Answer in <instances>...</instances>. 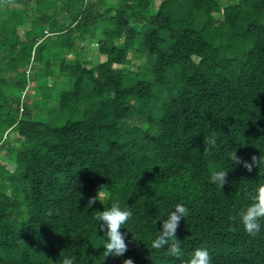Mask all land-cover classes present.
Returning a JSON list of instances; mask_svg holds the SVG:
<instances>
[{"label": "trees", "instance_id": "trees-1", "mask_svg": "<svg viewBox=\"0 0 264 264\" xmlns=\"http://www.w3.org/2000/svg\"><path fill=\"white\" fill-rule=\"evenodd\" d=\"M16 11L0 18V58L12 55L0 63V264H187L198 248L211 264H264V218L255 237L240 218L264 163L230 160H264V0H22ZM40 24L52 37L33 63ZM92 41L103 58L86 55ZM220 170L222 189L210 180ZM116 202L132 212L128 248L105 257L95 215ZM176 204L188 209L179 258L151 248Z\"/></svg>", "mask_w": 264, "mask_h": 264}, {"label": "clouds", "instance_id": "clouds-1", "mask_svg": "<svg viewBox=\"0 0 264 264\" xmlns=\"http://www.w3.org/2000/svg\"><path fill=\"white\" fill-rule=\"evenodd\" d=\"M10 2V0H6ZM208 144L215 145V138H207ZM230 160L233 165H241L247 171L251 172L253 167H259L264 163L260 156H251L250 162L238 156L236 151L230 155ZM228 172L220 170L213 171L210 176L211 182L215 183L221 189L228 183ZM98 200L97 196L89 197L87 204L91 207ZM252 203L241 212L240 218L244 226V230L250 236L255 237L260 231L259 221L264 218V185H260L256 189L255 195L252 197ZM188 215V209L182 204H176L174 211L168 214V218L164 220L162 224V230L160 234L151 242V248L161 249L168 245V251L172 256L179 258L182 255L180 241L176 237L177 228L182 218ZM132 216V212L129 210L121 209L118 202L113 203L107 210L98 211L95 215V220L99 222V229L106 233V243L104 245V256L109 255L122 256L128 248L125 242V234L120 231L122 225H124ZM234 219V217L232 218ZM171 243L169 244V241ZM62 264H74L73 258L65 257L62 260ZM123 264H134L131 258L125 259ZM187 264H211V257L206 249H196Z\"/></svg>", "mask_w": 264, "mask_h": 264}, {"label": "rangeland", "instance_id": "rangeland-1", "mask_svg": "<svg viewBox=\"0 0 264 264\" xmlns=\"http://www.w3.org/2000/svg\"><path fill=\"white\" fill-rule=\"evenodd\" d=\"M46 1H50V0H46ZM218 1H219V4H220V7H221L223 5V0H218ZM21 5H22V0H19V1L18 0H10V2H6V0H0V7H1V10H0V18H1V15H2V12L3 11H10V12H14L15 14H17L16 8L21 7ZM32 7H34V4H33ZM34 14H35V11L32 9L31 12L29 13V15L27 17H30V16H32ZM214 14H215L216 17H221V12L220 11H214ZM27 17H26V21L27 22L24 23V26L23 27L22 26H19L18 27V32L20 33V36L21 37H23V34H22L23 30L28 27L27 24L30 22V19L27 18ZM21 18L24 19V13H22ZM9 21L10 20L7 19V22H9ZM44 27H45L44 25H41L40 24V25L34 26L33 29L36 30V31H41ZM43 32H44V34L42 36H39L38 37V40H37V41H40V42L42 41L41 45H43L42 48L40 49V51L37 53L38 56L39 55L40 56H39V59L36 58L33 61V63L40 62L48 54V49L49 48L47 47L46 43L52 37V35H49L52 32L51 31H48V30L46 31L45 28H44V31ZM95 47L96 46H95V42L94 41H92V43L91 42L90 43H87L86 44V47H84V51H85L86 55L90 56L93 59L92 61H94V59H96L95 58L96 56H97V59L103 58V54L99 53L97 51V48H95ZM34 48H35V46L33 45L32 48H31V50H30V54L31 55H33ZM128 55H129V53H128ZM31 59L32 58H30V60ZM11 61H12V55H10V54L9 55H6V56H4L2 58H0V63L10 64ZM136 61H137V59H136ZM18 64H20V63H18ZM1 66L2 65H0V67ZM21 66L22 65H19L18 68H21ZM118 66H120V65H118ZM129 69L130 70H135V64H129ZM19 70H21V69H19ZM21 71H18V73L21 72ZM32 71H33V68H31V71H29V69H28L26 72H27V74L28 73H31V75H33L34 73ZM10 90H11V94L12 95H14V94H16V92H18L17 88H14V87H12ZM18 93L20 94V97H21L22 94L24 93V90L22 92L20 91ZM34 96H35V94L32 91H29L27 93V97H29V98H33ZM0 159L3 160L4 157L0 155ZM5 164L9 168L10 167H13V163L11 161H9V160L5 161ZM99 195L100 196H103V193L100 192Z\"/></svg>", "mask_w": 264, "mask_h": 264}]
</instances>
